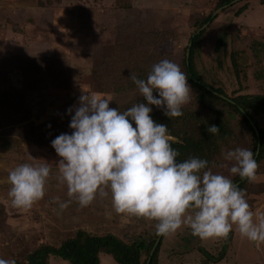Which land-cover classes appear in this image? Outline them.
Returning a JSON list of instances; mask_svg holds the SVG:
<instances>
[{
  "label": "rangeland",
  "instance_id": "obj_1",
  "mask_svg": "<svg viewBox=\"0 0 264 264\" xmlns=\"http://www.w3.org/2000/svg\"><path fill=\"white\" fill-rule=\"evenodd\" d=\"M50 1L47 5L42 0H0V90L20 88L21 63L34 65L60 57L70 73L65 88L27 90L25 109L18 107L15 113L3 109L0 115V258L15 259L16 264H26L28 254L40 245L57 246L77 230L112 233L127 243L144 242L147 247L156 241L155 221L117 215L110 196L97 195L84 208L73 199L58 214L59 203L69 197L66 185L57 181L60 157L51 147L58 135L71 134L67 110L78 106L83 92L109 98V106L118 110L142 100L125 71L147 64L137 52L144 39L162 35L151 41L163 56L180 64L190 35L204 30L194 54L202 79L212 88L222 89L226 97L264 95V0H232L222 7H216L219 0ZM114 78L123 80L124 88L112 93L107 88ZM189 86L192 99L196 90ZM257 111V125H264V109ZM229 130L231 135L219 141L216 149H209L204 159L214 173L234 180L239 176H231L227 167L219 166H231L223 161L222 150L242 147L252 151L253 139L238 115L229 120ZM22 163H47L51 169L44 197L27 211L13 208L7 195L8 172ZM257 163L255 180L245 179L241 187L254 217L264 214V157ZM53 200L57 203H51ZM160 238L158 264H264V242L241 237L235 226L226 238L202 240L186 226ZM99 259L100 264H114L106 254ZM50 264L68 263L51 258Z\"/></svg>",
  "mask_w": 264,
  "mask_h": 264
},
{
  "label": "clouds",
  "instance_id": "obj_2",
  "mask_svg": "<svg viewBox=\"0 0 264 264\" xmlns=\"http://www.w3.org/2000/svg\"><path fill=\"white\" fill-rule=\"evenodd\" d=\"M129 78L147 103L138 102L121 112L109 106V98L83 92L78 106L67 110L71 134L62 133L51 141L60 157L57 181L66 185L69 197L59 203L58 214L73 199L84 208L97 195L110 196L117 215L155 221L157 236L186 226L202 240L226 238L235 226L241 237L264 242V214L254 217L244 189L229 176L214 173L206 159L178 161L180 153L172 147L179 143L178 138L150 115L152 106L170 119L183 115L182 106L190 100L191 88L180 66L163 59L152 66L146 79L132 73ZM206 131L215 135L219 127L208 125ZM221 155L231 166H219L227 167L231 176L255 180L258 163L253 151L236 147L222 150ZM50 173L47 163H22L11 169L7 194L11 206L31 209L44 197ZM0 264H16V260L0 258Z\"/></svg>",
  "mask_w": 264,
  "mask_h": 264
},
{
  "label": "trees",
  "instance_id": "obj_3",
  "mask_svg": "<svg viewBox=\"0 0 264 264\" xmlns=\"http://www.w3.org/2000/svg\"><path fill=\"white\" fill-rule=\"evenodd\" d=\"M231 1L219 0L216 7L228 5ZM42 2L51 3L50 0L48 2L42 0ZM209 19L210 15L204 19L202 24L208 22ZM203 33L204 30L193 32L190 35V45L183 49L181 63L178 64L181 71L186 75L187 82L196 90V95L182 106L183 115L180 117L170 119L163 114L162 109L155 106H152L153 111L150 115L155 122L167 125L169 132L178 138L179 143L172 145L180 153L177 157L178 161H183L189 157L204 159V155L209 149H216L219 141L231 135L229 120L234 115H238L251 133L253 139L252 151L254 158L257 157L258 161L264 157V125H257L254 114L259 112L257 111L258 108L264 109V95L243 93L226 97L222 89L212 88L202 79L194 64V54ZM164 34L166 33L164 32ZM168 34L172 38L170 31H168ZM154 37L155 35L152 34L147 39H144L141 50H137L140 57L145 58L147 64L144 63L139 70L127 67L125 75L132 73L140 79H146L155 63L163 59L176 63L175 59L163 56L157 49L153 39L159 37ZM219 44L216 50L220 48ZM187 49H189L188 54ZM231 58L237 67L239 63L236 57L233 56ZM20 79V88L0 90V115L3 114V109L8 110L10 113L17 112L18 107L25 109L27 102L25 92L27 90L39 87L46 89L65 88L67 84L69 85L70 73L64 59L56 57L34 65L32 63H21ZM122 81L114 78L110 81L107 91H112V93L115 90L120 91L124 88ZM141 99V101L134 100L129 106H125L119 111L123 112L138 102L147 103L143 97ZM227 117H230L229 120ZM212 124L219 127L218 134L213 135L206 131V127ZM252 124L256 128L257 134ZM62 130L63 128H61V132ZM244 181L240 177L233 180L240 188ZM154 243L155 241H152L150 246L147 247L144 242L127 243L112 233L95 235L90 234L86 230H77L72 237L61 241L57 246L40 245L32 253L28 254L26 264H50L51 258H60L68 264H100V254L110 256L114 264H158V247L161 244V238L156 248L150 253ZM142 254L145 256L144 259L141 257Z\"/></svg>",
  "mask_w": 264,
  "mask_h": 264
},
{
  "label": "water",
  "instance_id": "obj_4",
  "mask_svg": "<svg viewBox=\"0 0 264 264\" xmlns=\"http://www.w3.org/2000/svg\"><path fill=\"white\" fill-rule=\"evenodd\" d=\"M233 1H236V0H233ZM188 52H189V49H187V54H188ZM252 125H253V124H252ZM253 128H254V131H256V134H257V130H256V128H255L254 125H253ZM258 146H259V145H258ZM257 148H258V147H257ZM160 237H161V236H158V237H157V239H156V241H155V243H154V245H153V247H152L150 253H152L153 250L155 249V246L157 245V242L160 240Z\"/></svg>",
  "mask_w": 264,
  "mask_h": 264
}]
</instances>
